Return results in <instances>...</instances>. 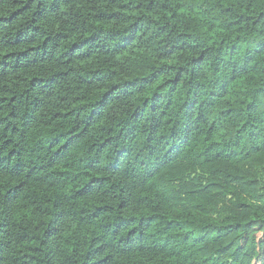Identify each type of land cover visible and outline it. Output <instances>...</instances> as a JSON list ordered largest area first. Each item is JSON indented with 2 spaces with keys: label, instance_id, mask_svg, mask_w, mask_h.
Listing matches in <instances>:
<instances>
[{
  "label": "trees",
  "instance_id": "1",
  "mask_svg": "<svg viewBox=\"0 0 264 264\" xmlns=\"http://www.w3.org/2000/svg\"><path fill=\"white\" fill-rule=\"evenodd\" d=\"M0 264H264V0H0Z\"/></svg>",
  "mask_w": 264,
  "mask_h": 264
}]
</instances>
